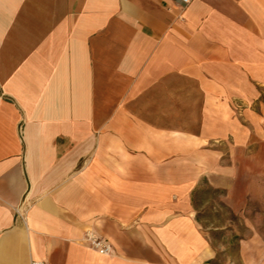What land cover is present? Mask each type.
Returning <instances> with one entry per match:
<instances>
[{
	"label": "crops",
	"instance_id": "crops-1",
	"mask_svg": "<svg viewBox=\"0 0 264 264\" xmlns=\"http://www.w3.org/2000/svg\"><path fill=\"white\" fill-rule=\"evenodd\" d=\"M199 184L264 264V0H0V264H214Z\"/></svg>",
	"mask_w": 264,
	"mask_h": 264
},
{
	"label": "rangeland",
	"instance_id": "rangeland-1",
	"mask_svg": "<svg viewBox=\"0 0 264 264\" xmlns=\"http://www.w3.org/2000/svg\"><path fill=\"white\" fill-rule=\"evenodd\" d=\"M204 193L199 196L198 211L202 228L208 232L212 245L217 249L214 264H243L238 261V240L249 234L243 219L221 204L219 193L203 186ZM264 223V220H263ZM221 232V233H220Z\"/></svg>",
	"mask_w": 264,
	"mask_h": 264
},
{
	"label": "built area",
	"instance_id": "built-area-1",
	"mask_svg": "<svg viewBox=\"0 0 264 264\" xmlns=\"http://www.w3.org/2000/svg\"><path fill=\"white\" fill-rule=\"evenodd\" d=\"M187 3L188 0H182ZM86 239L89 245L101 254H107L111 251V244L104 238L94 234H87ZM30 264H45L42 260H32Z\"/></svg>",
	"mask_w": 264,
	"mask_h": 264
},
{
	"label": "trees",
	"instance_id": "trees-1",
	"mask_svg": "<svg viewBox=\"0 0 264 264\" xmlns=\"http://www.w3.org/2000/svg\"><path fill=\"white\" fill-rule=\"evenodd\" d=\"M201 182H203V183H206V180L205 179H202L201 180ZM209 190H211V191H213V192H220L221 193V191H218V190H216V189H212V188H208ZM204 188H203V186H200V184H199V186L197 187V189H195L194 191H193V198H194V196H195V200H196V203H197V200H198V197L200 196V195H198V194H202V193H204ZM198 195V196H197ZM193 201H194V199H193ZM195 204V203H194ZM195 206H196V204H195ZM196 216H197V219L199 220L200 219V214H199V211H197V214H196ZM221 233V232H220Z\"/></svg>",
	"mask_w": 264,
	"mask_h": 264
}]
</instances>
